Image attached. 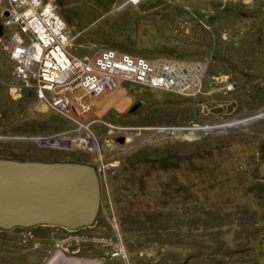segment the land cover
<instances>
[{
  "label": "rangeland",
  "instance_id": "rangeland-1",
  "mask_svg": "<svg viewBox=\"0 0 264 264\" xmlns=\"http://www.w3.org/2000/svg\"><path fill=\"white\" fill-rule=\"evenodd\" d=\"M52 1L68 24L71 53L114 47L148 59L202 60L214 92L182 95L120 83L97 93L79 88L72 108L55 109L36 97L33 76H18L5 28L0 158L90 163L102 198L91 228L96 250L62 227L0 228V264H46L57 249L95 258L108 251L107 264H258L253 242L264 232V177L257 176L264 138L242 132L264 133V115L227 135L210 125L222 108L244 111L256 102L264 110V0ZM222 73L236 75L237 90L224 93L231 83L221 86ZM75 96L92 107L84 109ZM242 115L248 113L227 118ZM87 134L100 146L79 141ZM54 135L69 142L39 141Z\"/></svg>",
  "mask_w": 264,
  "mask_h": 264
},
{
  "label": "built area",
  "instance_id": "built-area-1",
  "mask_svg": "<svg viewBox=\"0 0 264 264\" xmlns=\"http://www.w3.org/2000/svg\"><path fill=\"white\" fill-rule=\"evenodd\" d=\"M0 24L2 35L5 28L10 32L5 47L18 61V76H33L36 97L55 109L72 108L71 96L79 88L97 93L138 83L182 95L204 88L207 64L202 60L148 59L114 47L93 55L71 53L68 24L52 0H0ZM81 99L75 96L84 109L92 107Z\"/></svg>",
  "mask_w": 264,
  "mask_h": 264
},
{
  "label": "water",
  "instance_id": "water-1",
  "mask_svg": "<svg viewBox=\"0 0 264 264\" xmlns=\"http://www.w3.org/2000/svg\"><path fill=\"white\" fill-rule=\"evenodd\" d=\"M3 27L0 24V37ZM256 113L253 117L260 116ZM42 145L68 143V138L40 137ZM264 177V155L257 168ZM101 184L94 165L79 161L0 158V228L57 225L77 229L97 217ZM258 264H264V232L253 242ZM46 264H105L95 257L57 250Z\"/></svg>",
  "mask_w": 264,
  "mask_h": 264
},
{
  "label": "flooded vegetation",
  "instance_id": "flooded-vegetation-1",
  "mask_svg": "<svg viewBox=\"0 0 264 264\" xmlns=\"http://www.w3.org/2000/svg\"><path fill=\"white\" fill-rule=\"evenodd\" d=\"M223 61H228V59L225 58ZM206 67H207V65H206ZM226 68L228 69L229 68V65L228 66L226 65ZM231 69H233V70H235L237 72H242V73L244 72V69H242L241 67H239L236 64L231 65ZM245 72H246V70H245ZM221 75L224 76L227 79L226 82H225V84H223L221 86H223V87L226 88V83L227 82H230L231 83V89L227 87L226 90L224 91V93L227 94V93H229L228 91L232 92V91L238 89L239 86H238V83L236 81V75L233 74V75H230V76H228V75L225 76L224 73H222ZM204 80L206 81V78ZM210 86H213V84L211 83V81L209 83H207V81H206L204 83V89H203L202 93L207 94V95H208V93H210V94L213 93L214 91H212V89H208ZM237 108H238V105H236L234 107V109H231V110H227V109L224 110V108H222L221 109V113H222L221 114V119H218L217 120L215 118L214 120H211V122H212L213 125H210V127L212 129L216 130V131H219V133L222 132V135H227L229 131H226V130L231 129V128H236L237 130H240V129L242 130V128H240L242 124H244V123L245 124H251V123H253V120H255V119H257V118H259V117H261V116L264 115V114H262V113H264V110L263 111H258L259 110L258 109V104L256 102H254V103L252 102L251 104L247 105L246 106V110H244V111H242V107L239 108V109H237ZM243 112L248 113V115L245 116V117L242 115L243 117L241 118V120L240 119H238V120L237 119L228 120V118H227V116L229 114H234V115H238L239 116ZM256 113H261L262 115L257 116V117H253V115H255ZM225 114H228V115H225ZM232 118L233 117H231L230 119H232ZM205 120L206 121H209V119H205ZM234 131H236V130H234ZM223 133H225V134H223ZM242 133L246 137H250V138H252V137H255L256 138V137H259V136H261V138H264V133L263 132H259V130L252 131V130H245L244 129ZM232 139H233V136H231L230 140H232ZM245 139H247V138H245ZM98 143H99V141H98ZM263 155H264V152H263ZM262 158H263V156H262ZM262 158H261V160H262ZM98 214H97V216H98ZM97 220L98 219L96 217V219L94 220V222L91 223L90 225L82 226V227L77 228V229H70V228H67V227H64V226H57V225H48V226L62 227V228H64L65 230H67L69 232H76V234H74V235H77V239H79V241H82V244H83V246L85 248H87L89 250H91V249L94 250V248H95V250H96V247H95L96 244L95 243H97V238H95V237H93L91 235L93 233V231H92L91 228H94L95 223H96ZM93 242H95V243H93ZM57 250H61V249H57ZM103 253L104 252L100 253V255L103 254ZM96 254L99 255V251H97ZM112 255H113L112 253L106 251V254L100 256L99 258L103 259L104 262H105V264H107V262H109L110 260H112V258H113Z\"/></svg>",
  "mask_w": 264,
  "mask_h": 264
},
{
  "label": "bare ground",
  "instance_id": "bare-ground-1",
  "mask_svg": "<svg viewBox=\"0 0 264 264\" xmlns=\"http://www.w3.org/2000/svg\"><path fill=\"white\" fill-rule=\"evenodd\" d=\"M12 59H13V58H12ZM150 127H152V126H150ZM91 139H92V138H91L90 136H88V134H87L86 136H83L82 139H79V141L84 140L86 143H88V145H91V144L94 145V144H96L98 147L100 146L99 143H98V141L93 142ZM107 165H108V164H107Z\"/></svg>",
  "mask_w": 264,
  "mask_h": 264
},
{
  "label": "trees",
  "instance_id": "trees-1",
  "mask_svg": "<svg viewBox=\"0 0 264 264\" xmlns=\"http://www.w3.org/2000/svg\"><path fill=\"white\" fill-rule=\"evenodd\" d=\"M138 106V103H134L130 108H129V111H134ZM38 226H41V225H35V226H31V227H38ZM18 228H24V227H20L18 226ZM257 261V260H256Z\"/></svg>",
  "mask_w": 264,
  "mask_h": 264
}]
</instances>
